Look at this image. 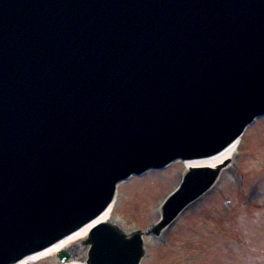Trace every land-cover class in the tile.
<instances>
[{
	"label": "rangeland",
	"instance_id": "rangeland-1",
	"mask_svg": "<svg viewBox=\"0 0 264 264\" xmlns=\"http://www.w3.org/2000/svg\"><path fill=\"white\" fill-rule=\"evenodd\" d=\"M238 150L246 156H239L238 164L237 157L230 163L215 192L164 233L161 241L168 246L150 251L143 264H172L170 259L177 264L174 255L179 264H264V120L250 130ZM182 167L151 173L123 186L115 217L129 229L144 231L154 225L158 215L151 208L157 212L163 199L178 186ZM224 198L230 202L228 207L223 205ZM240 200L252 209L242 213L237 207L235 211ZM79 247L75 259L82 263L85 253ZM44 263L57 264L53 258L36 264Z\"/></svg>",
	"mask_w": 264,
	"mask_h": 264
},
{
	"label": "water",
	"instance_id": "water-1",
	"mask_svg": "<svg viewBox=\"0 0 264 264\" xmlns=\"http://www.w3.org/2000/svg\"><path fill=\"white\" fill-rule=\"evenodd\" d=\"M31 17L32 16L27 17L25 14H19L13 18V23L19 26L25 19H29ZM248 50L249 49H245V51ZM250 65L255 67L254 62H251ZM253 72L256 73L255 76L246 72V76L244 78L245 80L241 79L236 83V86L242 87V92L245 95L244 100L241 98L243 101H240L244 106L240 107L239 111L238 108H236L238 102L235 101L234 104L236 105H234L233 102L230 101L233 95L225 94L224 96L222 93H220L219 96L223 98L227 97V100H222L223 103L221 105L211 110L203 108L204 106L189 107L181 110H170L166 109L168 107L161 102L157 103L160 108H158L155 112L151 111V109H148L147 107L144 108L146 112L155 114V118L152 123V126L155 128V132L152 136L157 137L158 141L155 145H152L154 148L153 150L157 154L160 153L159 151L163 152L167 142L169 143L168 147L174 149L176 148L177 144L175 143L177 141L179 142V147L181 149L184 145L196 146L195 151L197 152V145L201 144L204 151L207 152L209 150H215L223 142L225 143L227 139H230L236 133L241 123L247 122V118L252 115V112L257 110L256 106L261 103V100H264V71L259 73L256 71ZM234 93L236 96L240 94L239 90H236ZM201 102L202 103L198 102V104L205 105L203 101ZM260 106L262 107L263 105L260 104ZM246 111L249 112L245 114ZM212 112H215L216 114L213 115V118L210 120L211 116L209 113ZM235 117H239L236 124L233 125L231 130H228L231 119ZM201 118H203V122H200ZM128 124L129 123L119 121V126ZM177 128H181L182 131L177 132ZM139 130L140 129L127 131L136 135L138 133L136 131ZM167 130L168 132L166 133ZM188 138L194 139L192 140V143H190ZM151 139L152 137L147 134V138L144 140L151 142ZM178 139L181 140L178 141ZM187 140L189 141L187 142ZM170 151L174 152L175 150ZM202 152L203 150L199 151V153ZM15 160H17V157L9 159L6 163L7 166L13 167V162ZM8 169V173H10L11 170L10 168ZM0 186L1 191L5 194L4 196H1L4 198L0 199V245L5 243L9 246L11 241L14 242L18 239L20 234L18 235V233H16L17 229L14 228H17L16 226L21 227V223L25 222V220H23L24 217L27 219L29 225L37 224L35 228L37 229V234L41 235L43 243H46L48 239L59 238L77 223L85 221V212H79L78 210L80 209L74 211L68 209L66 201L63 198L57 197V193L60 190L67 191V188H65L61 178L58 179V186L48 194L55 198V200L52 197L48 199V202L53 203L50 209L45 208L40 202L41 198L47 194L44 189L38 188L35 192L28 193L29 187L24 186L22 181L15 175L0 177ZM72 191L76 194L79 193L75 189H72ZM30 203L35 204L36 215L26 210L28 204ZM61 210H64V215H66L65 218H62ZM75 215L77 216L75 217ZM52 219L65 223L61 235L58 233L52 236L45 234ZM96 233L97 238L102 236L109 237L112 235L110 232L109 235L107 229L104 227L97 229ZM134 261L135 260L131 261V263L135 264L136 262L134 263ZM107 262L111 261L109 260Z\"/></svg>",
	"mask_w": 264,
	"mask_h": 264
},
{
	"label": "bare ground",
	"instance_id": "bare-ground-1",
	"mask_svg": "<svg viewBox=\"0 0 264 264\" xmlns=\"http://www.w3.org/2000/svg\"><path fill=\"white\" fill-rule=\"evenodd\" d=\"M234 149H235V146H230L222 154H220V155H218V156H216V157H214L212 159L205 160V161L194 162V163L191 162V163L187 164L186 167L187 168H191V167H196V168L209 167V168L213 169L214 167L220 166L223 163H225L227 160H229L231 158L232 154L234 153ZM107 217H108V211L106 213H104L101 217H99L96 221H94L90 225L86 226L85 228L81 229L80 231H78L77 233L73 234L72 236L68 237L67 239L61 241L57 245L45 250L42 253L27 257L23 261L19 262L18 264H31L33 262H37V261L43 259L44 257L59 251L60 249H62L66 245H68V244H70V243H72L74 241L83 239L84 237L87 236L89 230L91 228H93L95 226V224L97 225V223L101 224V223L107 222Z\"/></svg>",
	"mask_w": 264,
	"mask_h": 264
}]
</instances>
